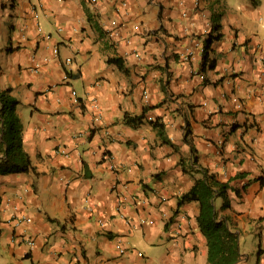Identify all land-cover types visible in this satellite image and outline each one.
Segmentation results:
<instances>
[{"label":"crops","instance_id":"1","mask_svg":"<svg viewBox=\"0 0 264 264\" xmlns=\"http://www.w3.org/2000/svg\"><path fill=\"white\" fill-rule=\"evenodd\" d=\"M0 88L35 168L0 173V264H207L192 154L264 264V0H0Z\"/></svg>","mask_w":264,"mask_h":264},{"label":"trees","instance_id":"2","mask_svg":"<svg viewBox=\"0 0 264 264\" xmlns=\"http://www.w3.org/2000/svg\"><path fill=\"white\" fill-rule=\"evenodd\" d=\"M218 16V15H217ZM211 33L204 39L202 68H212L213 60L208 58V49L214 39L219 38L218 24L213 18ZM113 61L116 59H112ZM17 100L11 96L10 89L0 88V173L7 172H35L29 155L22 147V127L18 115L15 112ZM141 116H126L127 122L136 123ZM161 128L162 124L153 123ZM193 152V148H192ZM190 168L199 174L194 178V183L188 192L182 195V199H193L198 202L199 211L197 222L201 232L206 238L207 264H236L242 259L239 248L238 233L233 230L227 217L220 214L230 206L227 195L228 184L220 181L213 172L197 163V157H190ZM184 170H186L184 168ZM239 195L238 189H235ZM222 197L220 208H216L214 200Z\"/></svg>","mask_w":264,"mask_h":264},{"label":"rangeland","instance_id":"3","mask_svg":"<svg viewBox=\"0 0 264 264\" xmlns=\"http://www.w3.org/2000/svg\"><path fill=\"white\" fill-rule=\"evenodd\" d=\"M252 242L253 241H251V236H249L248 240H247V242L245 244V248H247L246 249L247 259L246 260L248 261V264H252L253 260H255V257H256V251L257 250H255L254 253L251 251L254 248V245H255Z\"/></svg>","mask_w":264,"mask_h":264},{"label":"built area","instance_id":"4","mask_svg":"<svg viewBox=\"0 0 264 264\" xmlns=\"http://www.w3.org/2000/svg\"><path fill=\"white\" fill-rule=\"evenodd\" d=\"M113 23H114V21H113ZM207 32H208V34L211 33V32H212V31H211V28H210V29H207ZM190 53H191V52L186 53L184 57L187 59V57L190 55ZM188 54H189V55H188ZM73 93L75 94V91H73ZM117 246H118V248L120 249V251H123V250H124L123 247H122L119 243H118Z\"/></svg>","mask_w":264,"mask_h":264}]
</instances>
